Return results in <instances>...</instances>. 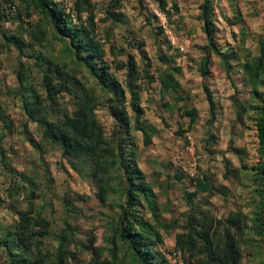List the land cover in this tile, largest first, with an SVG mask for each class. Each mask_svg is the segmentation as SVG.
Returning a JSON list of instances; mask_svg holds the SVG:
<instances>
[{
  "label": "rangeland",
  "instance_id": "obj_1",
  "mask_svg": "<svg viewBox=\"0 0 264 264\" xmlns=\"http://www.w3.org/2000/svg\"><path fill=\"white\" fill-rule=\"evenodd\" d=\"M164 1L92 0L79 20L76 0H54L74 24L91 27L100 50L91 73L37 11L22 0H0V264L20 262L19 211L47 224L34 249L45 264H60L62 234L66 264H140L115 234L126 205L125 150L152 191L140 217L160 235L158 241L150 234L160 264H172L174 253L179 264H218L199 233L205 216L221 249L234 239L238 264H264L256 128L264 98V0H210L211 40L206 0ZM130 61L140 73L132 87ZM46 75L66 85L54 105L46 100ZM29 89L42 97L55 127L87 96L103 135L99 156L65 155L42 120L29 116ZM116 89L120 116L110 108ZM191 110L195 118L186 116Z\"/></svg>",
  "mask_w": 264,
  "mask_h": 264
},
{
  "label": "trees",
  "instance_id": "obj_2",
  "mask_svg": "<svg viewBox=\"0 0 264 264\" xmlns=\"http://www.w3.org/2000/svg\"><path fill=\"white\" fill-rule=\"evenodd\" d=\"M92 0H76L74 12L77 18L81 20V14L87 11V8ZM120 0H117V3ZM160 6H165L164 0H156ZM25 8H33L37 11L45 20L47 24L51 25L53 29L60 34L61 40L66 44V48L71 54H75V57L82 60L92 71L95 72L97 67L93 63L95 57L99 56L100 50L98 43L94 40L91 27L80 21L78 24H74V20L67 12L61 8L54 0H22ZM210 0H206L202 11L203 18L205 20V31L210 40L212 39L213 28L210 11ZM91 24H94V19H90ZM85 24V25H84ZM16 44L21 42L17 39L14 41ZM214 52V48L210 49ZM218 53V52H217ZM219 54V53H218ZM87 55V57H86ZM221 55V54H219ZM222 56V55H221ZM209 62V56L206 57L205 65ZM151 67V64H149ZM248 71L249 67H247ZM258 73V72H257ZM257 73L255 75H257ZM129 82L130 86H134L138 80L139 69L135 62L130 61L129 68ZM22 77H20L21 79ZM105 81V86H109ZM43 84L46 89L47 102L50 105H54L63 90H65V83L57 85L54 83V79L51 76L46 75L43 79ZM166 86L171 87V82H166ZM31 90L33 102H25L26 109L29 116L32 119H41L42 124L46 128L50 138L60 144L65 155H71L77 153L85 158L96 159L99 156L101 148V140L103 138L102 131L100 130L97 121L95 120L91 106L89 105V99L86 96L80 100L78 110L73 113L72 116L67 118L62 126L55 127L49 122L47 117V107L43 104L42 97L36 93L34 89ZM121 92L116 89L114 105H111L113 112L120 116L119 103L121 102ZM137 91L132 89V96L134 101L132 105L136 107L138 113H142L141 107L137 104L138 96ZM82 98V97H81ZM136 98V99H135ZM116 101V103H115ZM186 116L195 118L197 116L196 110L187 111ZM46 118V119H45ZM256 128L258 132V139L260 143V151L263 156V161L258 168L259 176L262 181V188L264 193V98L260 107L259 117L257 119ZM151 143V137L146 138V144ZM121 165L127 173V187H126V205L123 207L122 222L117 228V237L122 243L128 246L135 256V260L140 264H160L153 253V243L150 239V234L156 236L158 241H161L160 235L154 234V231L146 224L140 217V209L143 207V199H147L152 196V191L147 185L143 174L135 165L136 163L131 161V156L126 154V150L122 152ZM96 162L95 164L100 168L101 165ZM202 190H207L205 185L202 186ZM108 190L106 187L100 189V199L102 202L106 201ZM150 200V199H149ZM264 201V199H263ZM153 206L155 203L153 202ZM152 206V207H153ZM264 206V202H263ZM154 208V207H153ZM260 214V237L262 238V244L264 249V207ZM19 226L17 230V239L19 243L20 262L15 264H45L43 257L35 256L34 249L37 247L39 240H42L48 235L47 224L41 219L33 221L28 212L19 211ZM205 216L200 224V235L203 236L205 241V247L208 251L209 259L211 262H218V264H238L240 259V252L236 248V244L233 238L227 246V250L221 249L215 244L213 234L215 231V225L212 220ZM60 245L57 251L60 264L65 263V247L67 244V237L65 234L60 235ZM98 264H113L108 261L100 262Z\"/></svg>",
  "mask_w": 264,
  "mask_h": 264
},
{
  "label": "built area",
  "instance_id": "obj_3",
  "mask_svg": "<svg viewBox=\"0 0 264 264\" xmlns=\"http://www.w3.org/2000/svg\"><path fill=\"white\" fill-rule=\"evenodd\" d=\"M182 50V49H181ZM172 264H179L178 260H177V254L174 253L173 255V261H172Z\"/></svg>",
  "mask_w": 264,
  "mask_h": 264
}]
</instances>
